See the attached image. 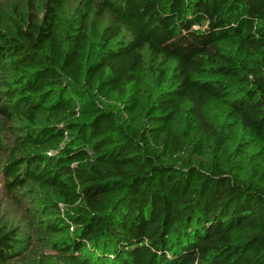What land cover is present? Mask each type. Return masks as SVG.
Returning <instances> with one entry per match:
<instances>
[{"label":"trees","instance_id":"1","mask_svg":"<svg viewBox=\"0 0 264 264\" xmlns=\"http://www.w3.org/2000/svg\"><path fill=\"white\" fill-rule=\"evenodd\" d=\"M0 186V264H264V0H0Z\"/></svg>","mask_w":264,"mask_h":264},{"label":"rangeland","instance_id":"2","mask_svg":"<svg viewBox=\"0 0 264 264\" xmlns=\"http://www.w3.org/2000/svg\"><path fill=\"white\" fill-rule=\"evenodd\" d=\"M18 214V215H17ZM22 214L17 213L15 208L3 197L0 186V218L20 220Z\"/></svg>","mask_w":264,"mask_h":264}]
</instances>
